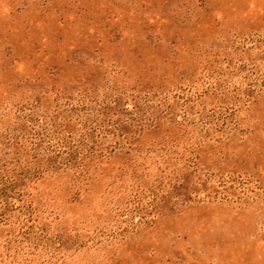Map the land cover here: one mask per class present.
Listing matches in <instances>:
<instances>
[{
	"label": "rangeland",
	"instance_id": "obj_1",
	"mask_svg": "<svg viewBox=\"0 0 264 264\" xmlns=\"http://www.w3.org/2000/svg\"><path fill=\"white\" fill-rule=\"evenodd\" d=\"M0 264H264V0H0Z\"/></svg>",
	"mask_w": 264,
	"mask_h": 264
}]
</instances>
